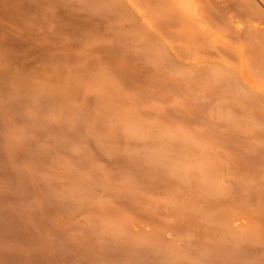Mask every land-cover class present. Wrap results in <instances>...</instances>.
<instances>
[{
	"label": "bare ground",
	"instance_id": "obj_1",
	"mask_svg": "<svg viewBox=\"0 0 264 264\" xmlns=\"http://www.w3.org/2000/svg\"><path fill=\"white\" fill-rule=\"evenodd\" d=\"M259 1L0 0V264H264V131L198 112L259 102Z\"/></svg>",
	"mask_w": 264,
	"mask_h": 264
},
{
	"label": "rangeland",
	"instance_id": "obj_2",
	"mask_svg": "<svg viewBox=\"0 0 264 264\" xmlns=\"http://www.w3.org/2000/svg\"><path fill=\"white\" fill-rule=\"evenodd\" d=\"M120 2L124 4H131V7L133 10H136V1L137 0H119ZM260 2V1H259ZM261 7L264 9V2H260ZM243 19L244 25L256 23L259 26L264 27V16L262 15H251L250 17H241ZM252 19V21H251ZM182 27V26H179ZM239 43L237 42L234 44V49L239 47ZM242 46V45H240ZM235 49V50H236ZM239 58V57H238ZM244 60H238L233 56L223 55L220 57V65L217 66L216 73L218 74L220 72L221 75L224 76V74L229 73L230 76H232V80L227 81L226 84V90H224V93L228 94L231 93V91L228 92V90H232L234 87L237 91V95H242L243 92L245 94H251L254 97L258 99V103H253L250 105H238L236 106L235 110H231L232 107H215V108H202L199 109L198 112L202 113L204 115L213 116L217 121L221 123H226L227 121H232L236 123V128H240L242 131H252L259 133L261 131H264V70L261 69L259 66H253L251 69L247 68V65H243ZM214 70V69H213ZM218 70V71H217ZM215 71V70H214ZM213 71V72H214ZM220 75V78H221ZM248 78H251V81H253L252 85L247 86L244 90H242V86L244 85V81ZM221 82V79H220ZM232 88V89H231ZM239 92V94H238ZM257 93V95H255ZM263 96V97H262ZM259 98H262L260 100ZM156 101L155 98L150 99L147 96H142V99L140 100V103L142 106H145L149 102ZM159 103V101H158ZM222 114L221 118H216L215 115ZM145 118L146 116L143 115ZM205 119V118H204ZM207 120L200 119V121L191 122L188 124V127L190 130H188L186 127L187 122L185 120L181 121L178 120L177 122L174 121H163L164 125L168 128V130H172L176 135H178L181 131H184L185 134L191 137L197 138V136H204L201 133L204 132V124ZM201 142L204 141H218V137L215 136L213 132H208L205 137H201ZM210 145V144H209Z\"/></svg>",
	"mask_w": 264,
	"mask_h": 264
}]
</instances>
